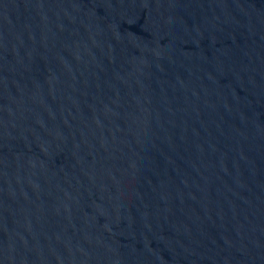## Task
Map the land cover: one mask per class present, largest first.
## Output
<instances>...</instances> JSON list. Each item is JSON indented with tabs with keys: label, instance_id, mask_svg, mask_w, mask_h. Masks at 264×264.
<instances>
[{
	"label": "water",
	"instance_id": "95a60500",
	"mask_svg": "<svg viewBox=\"0 0 264 264\" xmlns=\"http://www.w3.org/2000/svg\"><path fill=\"white\" fill-rule=\"evenodd\" d=\"M0 264H264V0H0Z\"/></svg>",
	"mask_w": 264,
	"mask_h": 264
}]
</instances>
